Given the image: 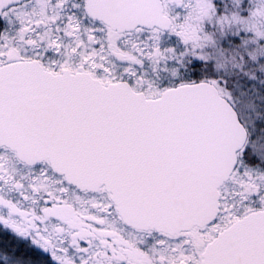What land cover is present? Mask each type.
Here are the masks:
<instances>
[{
	"label": "snow or ice",
	"instance_id": "1",
	"mask_svg": "<svg viewBox=\"0 0 264 264\" xmlns=\"http://www.w3.org/2000/svg\"><path fill=\"white\" fill-rule=\"evenodd\" d=\"M0 264H264V0H0Z\"/></svg>",
	"mask_w": 264,
	"mask_h": 264
}]
</instances>
